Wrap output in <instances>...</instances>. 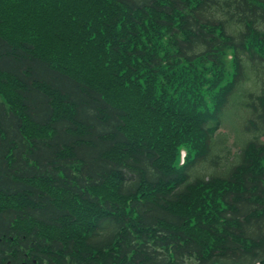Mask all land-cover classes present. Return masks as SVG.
Instances as JSON below:
<instances>
[{
    "label": "trees",
    "instance_id": "16d2710c",
    "mask_svg": "<svg viewBox=\"0 0 264 264\" xmlns=\"http://www.w3.org/2000/svg\"><path fill=\"white\" fill-rule=\"evenodd\" d=\"M0 264H264V0H0Z\"/></svg>",
    "mask_w": 264,
    "mask_h": 264
},
{
    "label": "rangeland",
    "instance_id": "374dc122",
    "mask_svg": "<svg viewBox=\"0 0 264 264\" xmlns=\"http://www.w3.org/2000/svg\"><path fill=\"white\" fill-rule=\"evenodd\" d=\"M253 84V79L250 74H248V78L242 85L240 86V89L242 88L241 93L235 94V98L233 100V106L230 107L228 110H226V115L224 119V126L220 128L218 132L226 133L228 136V142L226 144L227 147H231L232 154H237L239 152L240 145L243 144L244 138L243 135H241V130L243 129V125L241 124V118L242 114L244 112L243 105H244V98L243 95L246 94ZM236 142L237 145H234L233 143ZM233 144L234 147L231 145ZM224 154V153H222ZM228 160H231L229 158ZM231 162V161H230ZM228 161L223 159L217 166V169L219 171H225L227 172V167L229 164H227ZM200 172H207V175L213 174V167H206V166H200L199 167Z\"/></svg>",
    "mask_w": 264,
    "mask_h": 264
}]
</instances>
